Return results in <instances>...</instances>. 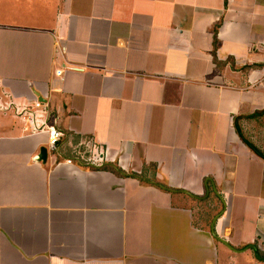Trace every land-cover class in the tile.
Here are the masks:
<instances>
[{
	"label": "crops",
	"instance_id": "obj_1",
	"mask_svg": "<svg viewBox=\"0 0 264 264\" xmlns=\"http://www.w3.org/2000/svg\"><path fill=\"white\" fill-rule=\"evenodd\" d=\"M40 2L0 21V264H264V0Z\"/></svg>",
	"mask_w": 264,
	"mask_h": 264
},
{
	"label": "built area",
	"instance_id": "obj_2",
	"mask_svg": "<svg viewBox=\"0 0 264 264\" xmlns=\"http://www.w3.org/2000/svg\"><path fill=\"white\" fill-rule=\"evenodd\" d=\"M34 106L41 109L42 119L35 120L34 113L27 108H22L20 110V114L23 116V118H29V120L33 123L34 130H42L46 133L47 148L50 150H55L61 137L63 136V132L59 130L54 124L53 120H51V116H49L45 105L41 101L37 100L34 103ZM68 162H70V160H68Z\"/></svg>",
	"mask_w": 264,
	"mask_h": 264
},
{
	"label": "rangeland",
	"instance_id": "obj_3",
	"mask_svg": "<svg viewBox=\"0 0 264 264\" xmlns=\"http://www.w3.org/2000/svg\"><path fill=\"white\" fill-rule=\"evenodd\" d=\"M38 3L40 0H0V21L26 17L32 7L39 6Z\"/></svg>",
	"mask_w": 264,
	"mask_h": 264
},
{
	"label": "trees",
	"instance_id": "obj_4",
	"mask_svg": "<svg viewBox=\"0 0 264 264\" xmlns=\"http://www.w3.org/2000/svg\"><path fill=\"white\" fill-rule=\"evenodd\" d=\"M220 22H217L214 26H213V59L216 61V56L214 55V50L216 48V43H217V38H216V33H217V28L219 26ZM257 154L261 155L262 157H264L251 143H249L248 141H245ZM254 252L255 255L264 260V254L262 252H260V250L254 246Z\"/></svg>",
	"mask_w": 264,
	"mask_h": 264
},
{
	"label": "water",
	"instance_id": "obj_5",
	"mask_svg": "<svg viewBox=\"0 0 264 264\" xmlns=\"http://www.w3.org/2000/svg\"><path fill=\"white\" fill-rule=\"evenodd\" d=\"M46 157H47V149H46V147H42V148L40 149V153H39V156H38V160H45ZM215 217H216V216H215ZM215 219H216V218L213 219V221H212V225H211V228H212V232H213V234H214V223H215Z\"/></svg>",
	"mask_w": 264,
	"mask_h": 264
}]
</instances>
